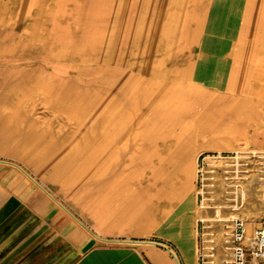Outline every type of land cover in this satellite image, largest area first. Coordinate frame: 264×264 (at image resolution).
I'll use <instances>...</instances> for the list:
<instances>
[{
	"label": "rangeland",
	"instance_id": "obj_1",
	"mask_svg": "<svg viewBox=\"0 0 264 264\" xmlns=\"http://www.w3.org/2000/svg\"><path fill=\"white\" fill-rule=\"evenodd\" d=\"M244 2L229 85L212 90L101 67L79 38L48 54L0 31V161L10 164L0 168L21 174L11 166L21 163L44 182L87 190L96 175L162 176L170 204L183 192L198 216V264H231L234 222L250 232L264 219V149L254 146L264 143V0ZM136 144L154 153L133 161Z\"/></svg>",
	"mask_w": 264,
	"mask_h": 264
},
{
	"label": "crops",
	"instance_id": "obj_2",
	"mask_svg": "<svg viewBox=\"0 0 264 264\" xmlns=\"http://www.w3.org/2000/svg\"><path fill=\"white\" fill-rule=\"evenodd\" d=\"M244 5V0H0V31L2 39L31 38L48 54L79 38L87 49L81 54L96 56L101 67L212 90L229 85L233 24ZM106 139L112 141L113 134ZM254 146L264 149V143ZM153 153L136 144L131 155L136 161ZM11 166L21 174L0 168V264H198V216L183 192L173 193L170 204L162 176L96 175L87 182L95 181L97 189L87 190L66 185L69 180L44 182L21 163ZM182 175L188 178L189 170Z\"/></svg>",
	"mask_w": 264,
	"mask_h": 264
},
{
	"label": "built area",
	"instance_id": "obj_3",
	"mask_svg": "<svg viewBox=\"0 0 264 264\" xmlns=\"http://www.w3.org/2000/svg\"><path fill=\"white\" fill-rule=\"evenodd\" d=\"M231 264H264V219L248 229L247 221L238 219L232 227Z\"/></svg>",
	"mask_w": 264,
	"mask_h": 264
},
{
	"label": "bare ground",
	"instance_id": "obj_4",
	"mask_svg": "<svg viewBox=\"0 0 264 264\" xmlns=\"http://www.w3.org/2000/svg\"><path fill=\"white\" fill-rule=\"evenodd\" d=\"M218 158H220V157H217V158H215V157H210V160H212L213 162L216 160V159H218Z\"/></svg>",
	"mask_w": 264,
	"mask_h": 264
}]
</instances>
